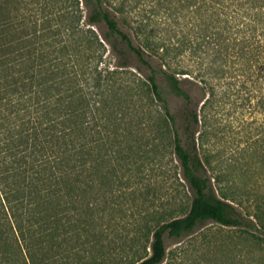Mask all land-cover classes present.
<instances>
[{
  "label": "trees",
  "instance_id": "16d2710c",
  "mask_svg": "<svg viewBox=\"0 0 264 264\" xmlns=\"http://www.w3.org/2000/svg\"><path fill=\"white\" fill-rule=\"evenodd\" d=\"M118 4L0 0V264H117L107 218L164 152L189 203L143 218L151 254L134 264H162L165 239L206 222L239 231L264 264V193L231 192L206 146L227 107L258 112L264 144V0H166L160 16ZM189 77L205 91L197 107ZM168 95L185 104L183 137Z\"/></svg>",
  "mask_w": 264,
  "mask_h": 264
},
{
  "label": "rangeland",
  "instance_id": "374dc122",
  "mask_svg": "<svg viewBox=\"0 0 264 264\" xmlns=\"http://www.w3.org/2000/svg\"><path fill=\"white\" fill-rule=\"evenodd\" d=\"M165 1L108 0L113 5L123 3V6L119 4L118 6L133 14L153 10L159 13L158 16L162 14L163 7L166 6V4L163 5ZM93 29L98 35L106 31L103 25H96ZM106 55L113 64L115 57L111 56L109 48ZM127 62L128 69L134 72V69L138 67L137 60L133 56H128ZM181 86L191 95L194 106H200L205 96V91L201 88L202 84L189 77L181 81ZM166 98L170 113L178 117L176 129L183 137L185 123L180 115L185 109V104L182 100L169 95ZM225 110L229 115L218 116L213 120V128H217L218 132L209 134L207 137L206 146L210 152L212 164L215 166L214 172L224 174L223 184L231 187V192L237 190V192L255 194L259 197L264 193V144L254 143L256 124L250 125V118L257 116L259 122L262 116L258 112L250 114L251 110L247 108L232 110L227 107ZM149 123L148 128H152L154 132L152 122ZM148 137L149 134L143 138V142ZM245 147L251 149L246 153L240 151ZM143 172L131 180L132 192L128 187L123 190L124 197L120 201L123 213L115 219L117 221H111L110 217L106 221L111 230L110 246L117 248V254L113 258L115 261L111 260V262H118L117 264H134L151 254L149 248L151 238L146 241L145 235L141 232L135 233L138 231L136 229L138 224L139 228H143V218L148 213L157 212L159 209L162 211L169 205L174 207L183 200H185V206L189 203L188 199L184 198L182 187L176 180V170L168 152H164L161 161H151ZM147 183H150V186L147 187ZM147 189H149L148 192ZM151 217L152 215L147 216L145 220ZM150 224L153 228L155 222ZM148 226L145 231L148 230ZM238 234L237 230L206 222L192 235L180 241L165 239L166 257L162 264H250L255 247L250 242L240 240ZM139 238L141 240L138 242Z\"/></svg>",
  "mask_w": 264,
  "mask_h": 264
}]
</instances>
